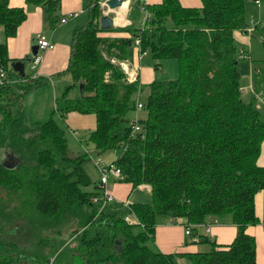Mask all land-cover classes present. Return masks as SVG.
<instances>
[{"label":"trees","instance_id":"1","mask_svg":"<svg viewBox=\"0 0 264 264\" xmlns=\"http://www.w3.org/2000/svg\"><path fill=\"white\" fill-rule=\"evenodd\" d=\"M25 2L41 5L50 27L58 21L60 0ZM144 8L139 27L119 29L128 36H101L100 30L111 27L101 28L100 6L93 0L87 20L72 34L66 67L74 80L67 87L82 83L83 91L64 93L41 121L29 116L24 105L26 92L39 80H21L26 74L12 70L6 42L0 41V62L7 72L0 83V153L9 149L15 156L12 166L0 158V192L5 190L0 197V264H179L178 256L190 264H255L256 241L246 226L259 220L254 195L264 188V166L256 162L264 110L255 94L243 98L239 62L249 58V46L238 42L235 31L252 38L264 27L257 24V31H247L246 0H201L199 6L160 0ZM25 17L23 7L0 0L5 37L14 35ZM136 36L141 53L176 58L178 75L151 80L141 107L146 116L130 119L127 113L137 109L143 85L138 77L129 81L110 58L131 57ZM260 40L264 46L263 35ZM258 71L257 88L264 82V66ZM14 72L18 80L10 81ZM55 110L61 112L59 121L52 115ZM71 110L94 113L95 127L84 138L90 148L70 146L64 114ZM116 149L111 161L120 170L119 179L133 187L149 184L151 201L125 207L113 200L99 207L91 200L101 193L100 172L95 165L97 180L87 160ZM129 212L137 223L125 220ZM221 213L231 214L236 225L229 243L203 236L201 241L211 243L208 250L178 252H163L154 244L157 214L180 218L190 233L207 215ZM19 219L34 225V231L45 227L60 233L71 219L74 226L67 240L40 236L27 249L6 238L3 223Z\"/></svg>","mask_w":264,"mask_h":264},{"label":"crops","instance_id":"2","mask_svg":"<svg viewBox=\"0 0 264 264\" xmlns=\"http://www.w3.org/2000/svg\"><path fill=\"white\" fill-rule=\"evenodd\" d=\"M104 1L105 0H98L101 14L104 12L108 13L113 18V23L111 29L100 30L98 34L111 37L128 36V31L119 29L125 26H134L137 20L136 18H138V13L144 12L145 15L144 5L146 3L159 2L160 0H124L121 6L115 9L108 8ZM180 2L186 6L201 5V0H180ZM9 3L12 6L23 7L26 12V17L17 26L16 33L12 36L6 37L5 40L7 55L10 58V62L16 59H23L26 55L31 56V47L37 41L36 39L39 33L45 34L54 44L51 48L39 49L37 53L40 57L36 69L32 68L34 55L31 56V59L28 61L31 71L27 74L24 69L26 77L21 80H39L37 85L42 83L46 84L47 81H50L55 96H57L56 91L61 95H64L65 93L67 96H76L77 94H74L73 92L76 87H67L74 81L70 73L66 70L70 54V43L74 30L82 26L87 20L93 0H60L59 8L56 11L59 15V19L53 27H50L46 22L45 13L41 5L28 3L25 2V0H9ZM119 10L123 11L122 17L119 15ZM134 10H137V13H134ZM246 10L248 15L247 18L250 17L252 20L264 18V3L262 1L256 3L255 0H246ZM138 21L142 24L143 20L141 18ZM1 28L3 30L2 25ZM257 30L258 29H255L254 31ZM262 35H264V29L257 31L252 38H254L258 44H261L263 48L254 43L251 36H249L244 30L235 31L236 39L243 43V45L249 46V58H242L243 60L239 62V69H242L248 76L245 84L241 85L242 95L246 94L251 96L255 94L254 97L256 96V101L262 99L260 97L262 83L258 88L255 84V75L257 76L259 72L258 69L264 66V46L260 40ZM255 52L256 55H259L260 61H262V63L260 62L257 65L253 62L252 53ZM142 54L145 53H141L139 46L135 44L132 47L131 57L123 58L122 60L116 59L120 66L121 61L126 63L128 69L134 68L137 72L138 79L143 85L145 80L149 82L151 81L153 71L142 68ZM123 71L126 74L124 69ZM145 71H147L146 77ZM34 73L36 75H34L35 77H32ZM16 79L18 80L17 74L14 72L10 75L9 80L14 81ZM58 83H63V90H57ZM243 89H246L248 94L243 91ZM260 102L264 105V98ZM60 114L61 112L58 111L59 118ZM64 116L69 128L68 133L79 140V142H81V140L77 136L79 132L77 129L86 128L88 131L85 136H87L89 131L95 127L94 113H80L71 110L66 112ZM86 146L87 148H90L92 145L85 144L81 149H86ZM112 151L114 150L107 151L106 154L109 155ZM116 157L117 155L106 160L110 161ZM90 161L92 162V160ZM256 162L257 164L264 166V139L261 142L260 152ZM89 165L95 173L94 176L98 180L99 174L95 164L92 162ZM119 178L120 177L117 178L115 175L110 176L109 180H113V182L109 184L111 193L116 200L129 199L128 195L136 186L133 187L130 182L122 181ZM137 186L141 187L143 190H147L150 194L149 184L141 183ZM254 208L259 220L254 224H248L246 226V231L255 237V264H264V188L259 189L255 193ZM185 229V223L180 221V218H178V221H172L171 217L167 214H157L154 228L155 246L163 252L196 251L202 250L201 248L205 247L206 243L211 245L209 241L200 240L203 236L208 237L209 240L214 241L216 244H226L232 240L236 233V225L233 223L232 216L229 213L207 215L203 224L197 226L189 234L185 233Z\"/></svg>","mask_w":264,"mask_h":264},{"label":"rangeland","instance_id":"3","mask_svg":"<svg viewBox=\"0 0 264 264\" xmlns=\"http://www.w3.org/2000/svg\"><path fill=\"white\" fill-rule=\"evenodd\" d=\"M134 13H137V10H134ZM246 16H248V15H246ZM141 18H142V20H144V18H145L144 12L138 13V18H136L137 20L135 22L134 27H139L141 25V23H139V21H138ZM248 20H251L250 17H248ZM252 39H253L254 43H256L259 47L263 48L261 46V44H258L254 38H252ZM5 40H6V37L3 33V30H2L1 25H0V41H5ZM252 54H253V62L255 65L259 64L260 62L262 63V61H260L259 55H256V52L252 53ZM104 55H106V54L104 53ZM110 59H111V62L118 63L117 62L118 60L116 59L115 56H111ZM242 60L243 59L241 58L240 61H242ZM9 64H10V62H9ZM141 64H142V68L153 71L152 79H155V78H157V79L175 78L178 75V61L176 58H173V57L154 59V58H152V56L148 52H146L145 54L141 55ZM156 64H157V66H156ZM10 67H11V64H10ZM24 69H25L27 74L30 73L31 70L29 68L28 61L25 63ZM240 71H241L240 84L242 85V84H245V82L248 79V76L246 73L243 72L242 69H240ZM145 73H146V75H145V77H146L147 71H145ZM263 84H264V82L262 81V84H261L262 85L261 86L262 91L260 94V97L262 99L264 98V85ZM63 88H64L63 83H58L57 90L59 89L61 91V90H63ZM79 88H80L79 85L76 86V89L73 91L74 94H78L80 92ZM149 89H150L149 88V81L145 80L143 82V90L140 93V95L138 96V100L143 102L149 93ZM243 91H245L247 93L246 89H243ZM56 94H57V96H55V93L53 91L52 85L50 84V81H47L46 84L42 83L40 85H35L32 89L27 91L25 94L24 105H25V109L29 112L28 115L31 116L32 118L38 119L40 121L47 119L49 114H50V111H52V109L56 107V104L59 102V100L62 97V95L60 93H58L57 91H56ZM243 98L245 100L249 99L248 95H246V94L243 95ZM262 99H259V100L261 101ZM260 101H256V104L261 110H264V105ZM146 114L147 113H146V110L144 108H139V109L129 111L127 113V116L130 119H135L138 117L139 118L145 117ZM52 115L57 121L60 120L59 115H58V110H55L52 113ZM77 130L79 131L77 136L81 140V142H79V140H77L74 136L69 134L68 131H67V138H68V142H69L70 146L75 151H80V150H82L81 147L83 145H85V144L89 145L91 143L89 142V140L84 139L85 135L88 131L86 128H82V129L79 128ZM6 153H11V152L9 149L1 150V153H0L1 160L9 162L11 166L14 165L15 156L7 157ZM118 153H119V150L116 149V150L112 151L109 155H107L105 152L104 154L99 153V156L105 162H111V160L109 161L106 159H110V157H113V156L115 157L116 155H118ZM95 155L96 154H94L93 156H95ZM87 161H88V164L92 163L90 161V158ZM112 182H113V180L110 179L109 184ZM88 188H92V185H89ZM0 197L1 198L5 197V190L4 189L1 190ZM128 198H129L128 200L131 203L151 201V196L147 192V190H143L139 186H136L133 188L131 193L128 195ZM129 214L131 215V218L134 220L135 216L132 214V212H129ZM3 226H4L5 233L8 236V237H6V236L5 237L8 238V240L11 239L12 241H14L18 247L33 249L37 245V242H38V239L40 238V236H44V237L47 236V238H51L53 240H58V239L67 240L69 238L68 236H69L70 229L74 226V223L71 219V220H68L65 224H62V226H60V229H61L60 233L54 232V231H57L56 228L50 229V228L37 227V226L36 227L40 228V230L34 231L31 229V227H33L34 225L28 226L27 221H25L23 219H19L18 222L13 221L10 224L3 223ZM26 227H28V228H26ZM26 231H28L29 233ZM210 247H211V245L206 243V246L202 247L201 249L202 250L203 249L208 250ZM177 260H178L179 264H190V261L185 256H178Z\"/></svg>","mask_w":264,"mask_h":264},{"label":"built area","instance_id":"4","mask_svg":"<svg viewBox=\"0 0 264 264\" xmlns=\"http://www.w3.org/2000/svg\"><path fill=\"white\" fill-rule=\"evenodd\" d=\"M257 24H259L260 27H264V19L257 20V21L251 19V22L248 25L247 31H249V32L254 31L256 28L255 26ZM263 39H264V35H263ZM37 42L39 45L38 51H39V49L51 48L54 45L53 42H51L49 40V38L43 33L38 34ZM139 42H140V38L138 36H136L134 39V43L137 46H139ZM39 57L40 56L38 53L34 55L33 64H32L33 69H36L37 63L39 61ZM120 64L126 71L127 79L129 81L135 80L137 77L136 70L134 68L128 69L125 62L120 61ZM6 75H7L6 70L3 67V64L0 62V83H2L4 81ZM34 75H36V74L34 73L32 75V77H35ZM141 107H142V101L137 99L136 108L139 109ZM135 129H139V126L137 123L135 124ZM91 160L97 166V168L100 172L99 186H100V190H101V193L99 195H92L91 200L95 203L100 202L99 207H103V205H105L107 202L116 200L114 198V195L111 193L108 181H109V178L111 175H115L117 178L120 177V170L118 167H116L114 165V163L112 161L111 162H105L100 156H97V157L93 156V157H91ZM118 201H120L125 207H129V205L131 204V202L128 199L118 200ZM124 218L128 223H137L138 222V219L135 217V219L133 220L129 213H125ZM189 230H190V228L187 225L185 232L189 233Z\"/></svg>","mask_w":264,"mask_h":264},{"label":"water","instance_id":"5","mask_svg":"<svg viewBox=\"0 0 264 264\" xmlns=\"http://www.w3.org/2000/svg\"><path fill=\"white\" fill-rule=\"evenodd\" d=\"M123 1L124 0H105L104 3L107 5L108 8L115 9V8L121 6ZM112 23H113V18L108 13L104 12L100 15V26H101V28H109V27H111ZM38 48H39V45H38V42L36 41L35 44H33L31 47L32 55L37 54ZM31 56L26 55L23 59H16L14 61H11L10 64H11L12 70L19 72L21 75H24L25 74L24 65L27 61H29L31 59ZM79 87H80L79 88L80 93H82V91H83L82 83H79ZM6 156L12 157L13 155H12V153H6ZM2 162H3V164L10 165V163L7 161H2Z\"/></svg>","mask_w":264,"mask_h":264},{"label":"bare ground","instance_id":"6","mask_svg":"<svg viewBox=\"0 0 264 264\" xmlns=\"http://www.w3.org/2000/svg\"><path fill=\"white\" fill-rule=\"evenodd\" d=\"M119 11H120L119 15H121V17H122V13H123V11H122V10H119Z\"/></svg>","mask_w":264,"mask_h":264}]
</instances>
